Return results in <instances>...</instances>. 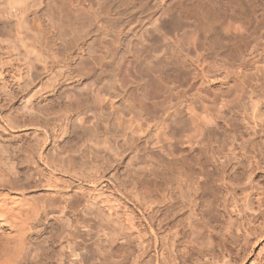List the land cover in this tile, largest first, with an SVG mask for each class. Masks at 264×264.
<instances>
[{"label":"bare ground","instance_id":"bare-ground-1","mask_svg":"<svg viewBox=\"0 0 264 264\" xmlns=\"http://www.w3.org/2000/svg\"><path fill=\"white\" fill-rule=\"evenodd\" d=\"M11 1L12 0H0V7L2 6L1 9L5 8L6 6L3 7V5L7 4L8 2L13 3ZM40 1H42V0H40ZM10 3H8L7 5H11ZM13 5L10 9H13L14 7H16L14 3H13ZM254 5H256V3H254V0L248 1V14H249L250 25H252L253 21L255 20ZM6 8L4 10H6ZM261 8H260V10L262 11V13L260 15L259 25L257 27V28H260V32H261L262 28H264V7H261ZM6 14H8V13H6ZM8 15H12V14L9 13ZM8 15L6 16L5 12L3 10L0 11V264H101V263H97L94 261L93 256L95 253L93 251L96 250L97 252L102 253L104 250L102 247V244L103 245L109 244L111 246V245L115 244V242L117 243V241H120V240L125 242L124 243V246H126L125 251H127V252L131 251L132 253L135 250L138 251V245L145 247L143 245L145 243H148V244H146L147 247L145 249L142 248L141 254H139L138 256H140L139 259L143 258V255H145L147 257V254L149 253L148 250L151 249L155 253V260L154 261L151 260L149 262V264H171V262H173V260H174L173 264H175V261L177 263L176 259L178 257L175 259V257L173 256L174 255L173 254L174 248L176 249V251L178 250L179 253L182 251L181 250L182 248H183V250L187 249L186 251H188V252L191 249H192V251L198 250L199 252H197V251L196 252L199 254L204 252L206 250L205 248H207L208 244L210 245V242H208V240H207L205 243L204 239H206L205 238L206 235L204 237H202V231L203 230L205 231L207 228L209 229L208 226H210V224H212V223L205 222V219L207 218L206 216H209L212 214V212H214V209H213L214 207L212 204L213 202L211 203L209 201L211 199L210 197H206V192L207 191L213 192L214 190L211 187V185L209 188H204V186H203L204 184L201 185V183H199L198 186L196 187L198 182H195V186H193V187H196L194 197L192 196V199H189L190 198L189 197L190 192H191V186L194 183V180H191L192 178H194L191 175V172H193V171L191 170V172H190L189 170L192 167V159L194 160V158H192L190 161L189 160L186 161L185 164L187 166L184 164V167H188V169H189V170H186L187 168L186 169L184 168L185 172H187V171L190 172V174H189V175H191L190 179H189L188 174H186V173H183V175L184 174L187 175L186 177L184 175L185 178L182 176L181 173H180L181 176H179V171H181V170L178 171V173H177L178 175L176 174V172L171 173L172 175L175 174L176 178L179 180V182L176 180L179 184L177 183L178 184V185H176L177 187L173 188V189H172V187H173L172 182L175 180H172V179L175 178L174 177L175 175L173 176L174 178L172 177L170 180V181H172L171 182L172 185H170V187H169V185L167 186V184L170 183L169 181H167V179H170V177L168 178V176L170 175L169 173L171 171H174L173 168L175 167V165L173 164V168L171 166H168L170 169L171 168L173 169V170H170V172L167 171V172H169L168 173L169 175L167 174V172H164V173H166V175L163 174V171H165L166 168L169 169L168 167H166L167 165L166 166L164 165L166 168L164 170H162V173H160V174L162 177L165 176V178H163V181H164V179H166L167 183L166 182H164V183L162 182V183H163V185L166 183L167 188H165V186L164 187L160 186V188L163 187L165 190H167L169 187L168 191L171 188L172 192H174V195H175L174 200H176V202H175L174 206H173V204L172 205L169 204L170 199H169L168 195H170V194L166 195L165 193L166 192L168 193V191H166L163 196H167L168 198L166 199L165 197H162V199L168 200L167 201L168 204L171 205L170 208H172V206H173V208L169 210L165 205L166 211H162V212L160 211L159 207L156 208L157 206H160V205H162V207L164 206L163 204L159 205V203H161L162 201L159 200L160 201L159 202L157 198L156 199L153 198L155 201L157 200V202H158V205L156 207H154L153 205H151L150 207L142 205L145 203V201H141L142 202V204H141V202H139V197L136 198L137 196H135V198L138 200V203L135 202V200L131 201V199H128L125 196V193L120 189L121 187L120 188L117 187L116 185H114V183H112V181L110 182L109 179H107V175L109 174V172L112 169L119 168L122 165L121 163H118L114 166L113 162L111 161L112 157L116 158L119 156V158H120L121 156H123L124 154H126L128 152H131L132 154L133 153L136 154V153H142L143 152L142 150H144V152H146V153H147V151H149V149L147 147L146 148L144 147L146 145V143H148L149 140L147 141L146 137L144 139L142 138L143 134H142V132H140L142 128L140 127L139 128L140 131L136 130L137 131L136 132L135 128L133 127L134 124L137 123V121L134 120L136 117L134 118L132 116L134 114L133 111L138 110L139 113L135 111V114L138 113L140 115L141 114L140 110H143V112H144V109L149 107V106H146V100H150V102L153 100V102H152L153 104H151L150 109L153 113H157L158 110L162 112L161 118L163 117L162 118L163 122H160V124H158V125L165 123L164 124L165 126L161 125L162 126L161 128L162 129L164 127L166 128V126H167L166 120L170 117L171 111L176 109V105H172V106H175V108H172L171 103L174 101L175 103L174 102L173 103L176 104L177 100L180 99V97L183 95V93L180 92L177 95H175L174 92L172 90H170L172 88L171 86L169 88H166L164 86V84L162 86L161 83L164 81L163 83H165L166 86H167V84L169 85L170 83H180V81H182L183 83L187 82L188 84H190V82H188L189 81L188 79H190V77H191V76H189L190 74L188 75V77H189L188 79L185 78L186 76L184 75L181 78L176 77V79L173 78L172 80H170V78L167 75L165 77V74H167V73L164 72L165 73L164 74L163 73L164 70L163 69H162L163 71L160 70L162 68V66H157L158 68L159 67H161V68H159V70L157 68L158 71H156L154 69V71H156V73H155L156 75L159 74V81L160 80L162 81V82L160 81L161 82L160 84L162 87L158 86V88H157L156 87L157 85L155 87L154 86L150 87V85L152 83H155V84L158 83V82H154L156 80L158 81V79L154 80L153 82L150 81L151 84H147L149 82V80H152L151 79L152 74H149L150 72L147 69H149L150 71L152 69V71H153V68L152 67L149 68V66H148V68L146 69V71L148 73L146 71H145L144 75H143V73H141L142 75L139 73L141 75L140 77H142V76L145 77L144 80H141V78L139 77V80L144 81V83H145L150 78L148 80V82L144 85L142 84L143 86H141V88H140V86L136 87L132 84V86H134V88L135 87L140 88V90L142 92H144L142 95L143 98H140L139 95L137 97L135 95H132V94L129 95L128 94L129 91L128 92L126 91L127 95H129V97H126L127 95L125 96L126 98H128L125 100V102L128 103V106H125V104H124V106L123 105L118 106V105H116L117 103L115 104L114 101L112 100L111 102H109L110 107L112 108V111H111V109H109V111H107L106 106H108V105L106 102L109 101V98L107 100V95H109L110 99H113V98H111L113 95L111 96L110 92H113V93L115 92V91H112V90H114V88L117 87V86H115V84H113V85L110 84V86H109V83H108L109 87L108 88L106 87L108 89V92L105 93V91H103L105 94H102L103 93L102 90L99 89L100 86L98 88L96 86L97 84H95L97 80H98L97 83L99 81L102 82V79H99V77H100L99 75H98L99 77L96 76V77H98L97 80H94L93 77H92L93 80L90 81V79H89L90 82L94 81L93 84L92 83L90 84L89 81H87L88 84H87V82L85 83L87 78H85L82 81V78H80V77L84 76L89 71V69L86 70V68L83 67V68H85L86 72L84 71L85 73H82L83 68L81 71V67H80L82 65H79L80 68H78V70L79 69L80 70L79 71L77 70L78 72H76L77 73L76 77H73L74 75H72V77H71V73H69V72H64V73L63 72H56L54 74V69H49L47 67V65L49 64L47 62V57H46V59L44 57H41V53H40V55L37 54L33 59L30 58L31 56L29 55L30 53H28V52H26L25 56H22L21 48L18 49L17 48L18 46L14 47L15 45L12 46L11 42H9L8 39L4 40L5 38L2 39V37H1L4 34L9 35V33H11V31H12V29H9L11 27H9L8 23L6 22V20L9 17ZM22 17H23V15H22ZM10 18H11V16H10ZM19 18H20V16H19ZM19 18H16V20ZM24 18H22V20H24ZM109 19H111V18H109ZM22 20H21V22H22ZM19 22H20V20H19ZM17 23H16V26L21 27L19 25L20 23H18V25H17ZM23 23H25V21H23ZM23 23H21V24H23ZM52 23L54 24V22H52ZM76 23L74 21L73 23L69 24L68 29H66L69 31V34L72 36H77L78 32H79V31H77V28H79L77 25L78 23L77 24ZM25 26H26V23H25ZM65 26H67V24ZM24 27L22 29H24ZM52 27L55 28V24L52 25ZM15 29L20 30V28H15ZM56 29H58V28L56 27ZM9 30H11V31H9ZM68 31H66V32L68 33ZM256 33H257L256 30H253L249 36V45H250L249 46L250 47L249 57H250V59L248 60L247 65L245 66L247 68L243 69L244 71L247 70L246 72H248L246 74V72L243 71L245 73L243 75H247V76H245L247 80H243L242 77H241L242 79H240L239 76H238V78L241 81L236 80V81L240 82V83L239 82L238 83L242 86V89L244 90L243 91L244 93H242V94L248 99V102L244 101L243 102L244 104L243 103H241V104L245 105L246 102L248 104V107L247 108L245 107V110L248 113L250 123H252L250 125V127L252 125H254V127L252 126L254 135H251L253 137H258L259 135L261 136V134H264V91L263 92L260 91V92H258L260 94H258L252 88L253 87V85H252L253 78L255 80L257 77V76L253 77L254 74L252 72L254 70H257V73H262V75L264 76V41L262 42V40L264 38V33H260L259 37H254V35ZM18 34L19 33L17 31V34H16L17 37L22 35V34H20V35H18ZM57 35H58V38H57ZM67 36H69V35L66 34L65 31H64V33L63 32L59 33V31H58V34L55 33L56 40L57 39H59L61 41L63 40L62 43L64 42L66 44V46H64L65 44L63 43L62 48H64V47L65 48L63 50L59 51L60 53L63 52L62 55L64 57V60H63L64 62L69 61V58H71L72 49L70 51L71 54L69 53V49H70V47H72V48L74 47L71 45V43L73 45H75L74 41H77V39H78L77 37H72L71 40L68 41V40H66ZM83 40H84V38H83ZM156 40H158V39H156ZM156 40H155V42H158ZM18 42L20 43V41H18ZM255 42L258 43L257 45H258L260 51H262V53L260 54L262 60H260V61L255 60L256 46L254 45L251 47V44L253 45V43H255ZM19 43H17V44H19ZM76 46L77 45H75V47ZM12 48H14V51L16 54H14L11 51ZM53 49H54V47H53ZM106 49H107V47H106ZM81 50H83V48ZM29 51L35 52V50H29ZM34 52H32V53H34ZM91 52H92V50H91ZM93 52H96V51H93ZM54 53H55V51H54ZM54 53H53V55H54ZM141 53H143V52H141ZM49 54L51 56L52 53L49 52ZM83 54L85 55V52ZM87 54L89 55V52H87ZM94 54H92V55H94ZM129 54L131 55L132 53H129ZM143 54H142V56H144ZM181 54L182 53H180V57H181ZM80 55H82V54H80ZM84 55H82V57ZM133 55H134V59H135V54L133 53ZM137 55H136V57H137ZM139 55H138V57H139ZM56 56H57V54H56ZM127 56H128V54H127ZM166 56H164L163 58H165V60L167 58V60H168V52H167ZM237 56H238V54H237ZM72 57H73V55H72ZM111 57H113V56H111ZM138 57H137V59H139ZM156 57H159V56L156 55ZM174 57H175V55H174ZM184 57H186V56H184ZM50 58L51 57H49V60H52ZM93 58H95V57H93ZM114 58L116 59V57H114ZM124 58H127V57H124ZM147 58L148 57H146V59ZM150 58H152V57L150 56ZM74 59H76V57ZM97 59L98 58H96V60ZM143 59H145V58H143ZM156 59H159V58H156ZM172 59L174 60V58H172ZM184 59H181L179 61L180 62L182 60L185 61ZM113 60H112V63L115 62V60L114 61ZM122 60H123V62H125V60H127V59H122ZM122 60H120V61H122ZM155 60H154V63L158 61V60L157 61H155ZM167 60H166V62H167ZM173 60H171L170 62H172ZM89 61H88V64H86L87 67L89 66V64L91 65V63ZM162 61H164V60H162ZM177 61H178V59H177ZM81 62H83V61H81ZM81 62L79 64H82ZM137 62H139V61H137ZM140 62H142V61H140ZM149 62H151V61H149ZM170 62L168 61L169 66H171L169 64ZM173 62L175 64L178 63L175 60ZM44 63H45V65H43ZM98 63H100V62H98ZM101 63L99 66L102 65ZM109 63L110 62H108V65H109ZM162 63L165 64L164 62H162ZM182 63H180V64H182ZM261 63H262V66H261ZM120 64L121 63L119 62L118 65H120ZM129 64H127V65H129ZM185 64L186 63H183V65H185ZM183 65H180L181 69H182ZM61 66H63V65H61ZM165 66H167V64H165ZM90 67H88V68H90ZM94 67H95V65H94ZM120 67L117 69L118 71H119V69L122 70V68H120ZM153 67H154V65H153ZM172 67H173V65H172ZM175 67H176V65H175ZM175 67L173 68L174 70L172 69L173 71L178 70V68L177 67L175 68ZM184 67H186V66H184ZM107 68L105 67V69H107ZM116 68H117V65L113 69L116 70ZM42 69L44 70V72H46L45 74L42 73ZM93 70L94 69L92 68L91 71H93ZM95 70H97V69H95ZM103 70H104V68H103ZM91 71H89V72H91ZM98 71H100V70H98ZM74 72H75V70H74ZM126 72H127V70H126ZM103 73H101V74H103ZM108 73H109V71L105 74H108ZM95 74L97 75V73H95ZM95 74H94V76H95ZM112 74H113V72H112ZM124 74H126V73L124 72ZM172 74H174V72L169 73V76L172 77L175 75V74L174 75H172ZM177 74H179V73H177ZM127 75H125V76H127ZM50 76H51V78H49V82H47L45 84H41V85H43L42 90L34 92L35 91L34 89H36V87L38 86V83L45 81V80H43L44 77H50ZM87 76H91V75H86V77ZM125 76H124V78H125ZM130 76H132V75H130ZM155 76H153V77H155ZM175 76H177V75H175ZM106 77H107V75H106ZM245 77H244V79H245ZM76 78H77L76 83H78L77 85H75L76 83L74 81ZM113 78H115V77H113ZM127 78H128V76H127ZM78 79H80V80H78ZM103 79H105V78H103ZM106 80H104L103 82H105ZM112 80L113 79L111 78V81ZM108 81L109 80H107V82ZM125 81H129V78H128V80L125 79ZM257 81L258 80H256V82ZM115 82H116V80H115ZM120 82H121V87L119 85V90L121 88V91H122L124 80L121 79L118 83L120 84ZM130 84H131V82H130ZM182 84H180V85L183 88ZM235 84L237 85V83H235ZM259 84H260V82L256 83L257 86ZM170 85H172V84H170ZM130 86H128V89ZM181 86H176V89H178V88L181 89ZM184 86H185V84H184ZM188 86L189 85H187V87ZM259 86L261 87V84ZM69 87L72 89H70ZM163 87H165V89H167V90L164 91L163 96L162 95L160 96L159 95L160 92H163V90H164ZM185 87L183 89H185ZM189 87L191 89V87L193 88L194 86H191V84H190ZM262 87L264 89V85ZM131 88L134 89L133 87H131ZM160 88L163 90H161ZM234 88H236V86H234ZM107 89H106V91H107ZM188 89H186V90H188ZM190 89H189V91L193 92V89L192 90H190ZM258 89H259V87H258ZM117 90H118V88H117ZM159 90H161V91H159ZM227 90L225 91V93L227 92ZM121 91H119V92L121 93ZM133 91H135V90H132V92ZM189 91H188V94L190 93ZM238 91L236 90L237 93H238ZM124 92H125V89H124ZM140 92H138V94ZM130 93H131V91H130ZM199 93H202V92H199ZM116 94L119 95V93H115V96H116ZM242 94H241V96H242ZM238 95L237 96L240 98L239 93H238ZM221 96H222V94H221ZM121 97H122V95H121ZM161 97L163 98L162 100H161ZM185 97H186V95H185ZM238 97H237V101H236L237 105H239L237 103ZM245 97H241V98H245ZM198 98L200 99V97H198ZM221 98L223 99V97H221ZM241 98H240V100H241ZM118 99H117V101H120ZM122 99L123 98H121V101H122ZM181 99H183V104H184L186 102L187 98H181ZM235 99H236V97L234 98V100ZM247 99H245V100H247ZM226 100H228V102H230V103L232 101L231 98L228 99V97H226ZM226 100L225 101L221 100V102L222 101L223 102L222 103L220 102V103L221 104L224 103V107L226 104L229 107V105H228L229 103ZM148 102L149 101H147V103ZM188 102H190V101H188ZM120 103H123V102H120ZM178 103L180 104L181 102L178 101ZM234 103H235V101H234ZM118 104H119V102H118ZM183 104H182V109L177 108L176 110H174V112L177 111V113L175 112L176 117L174 118L172 123L170 122L171 120L169 121L170 123L167 122L168 123L167 129L168 130L171 129L169 126H172V124H174L176 126V128H179L181 130L180 133H178L180 135L182 132L187 131L191 127L195 133H193V131H191L192 132L191 133L188 130V132L190 134H194V136L192 135V137L190 135L191 139L189 140V143H188L189 146L193 145L192 144L193 142H191V140L194 139L196 142V143L195 142L194 143L197 144V143H199V141L197 139L199 137L201 138L203 136L202 137L203 139L202 138H201L202 140L200 139L201 140L200 145H202V148L200 149L201 152L198 155L199 158L198 157L196 158V156H194V155L192 157H195L198 160L197 164H199V165L207 163V167H208V165L213 166V167H211L214 170L212 175H211V173H209L211 170L207 171L208 174H206L207 172L205 171L206 172L205 175L208 178V180L210 178L211 181H216V182L219 181L220 182L222 179H224V175H226V174L223 175V173L227 172V171L226 172H224V171L227 167H229L231 165L232 160H236L235 161L236 164L233 167V169L230 166L231 168L228 170H230V172L235 171L234 169H235V167H237V171L235 172V174H237L236 178H237L238 184H240V182L245 181V180L246 181L251 180L253 174L251 173V168H249V167L251 166L252 162L256 160V157H252L255 154H252V156H250L247 154V152L244 151V150H246L247 147L244 149L242 146L243 145L247 146V144L245 145L243 142L248 143L249 145H252V146H250L249 149L248 148L247 149L248 150H250L251 148L255 149L256 152L253 149L250 150L253 153L254 152L258 153L257 149H259L260 150L259 151L260 154L258 153L259 156L261 155V153L264 152V143L263 142L260 143V141L258 142L257 141L258 139L256 140L254 138V140H253L252 137H251V139H249V137H248L247 139H249V140L243 141L242 142L243 144L241 143L242 148L240 147V143L237 145L240 148L239 149L240 151L239 152L237 151L238 150L236 148L237 143L235 144V142H237V141L234 139L235 137H233V136L236 135L238 133V131L234 130L237 132V133H235L233 131V127L237 128V127L242 126V125H247L244 123L245 120H243L244 124L241 121H239V119H238L239 122L235 120V122L239 123V126L238 125L236 126L234 124L235 126L233 125V127H231L232 125L230 126L228 124V127L230 126L232 128V130L230 129L231 131L229 130L230 132H229V134H227L228 132L226 133V131L229 129L228 128V129H226V131L223 134V131L225 130V128H227V126H225V128L223 127L224 130L222 131V134L220 135V131L215 133V131H218L216 129V127L218 125L216 126L213 124V123H215V121H213V118H212L214 115L213 116L211 115V117L209 115L205 116V115L201 114V112H203V110H201V112H200L201 117H200V115H198V113H197L198 112L197 109H196L197 114L194 112L195 111L193 109L194 106L188 107L187 105L189 103L187 105L185 103V106H187L186 107L187 109L186 108L185 109L193 114V117H191L190 121L188 122V120H185L183 114L188 115L186 113H189V112L183 113V111H182L183 106H184ZM195 104H196V102H195ZM206 105H207V103H206ZM206 105H204V106L208 107V109H211V108H209V105H207V106ZM200 106H202V105L200 104ZM218 106H220V104H218ZM177 107H179V106H177ZM234 107H236V106H234ZM195 108H196V106H195ZM222 108H223V105H222ZM230 108L232 109L233 107H231V105H230ZM236 108H238V107H236ZM242 108H244V107L242 106ZM242 108L240 107L241 110H242ZM206 109L207 108H205V110ZM212 109H211V112H213ZM219 109H221V107ZM231 109H230V111H231ZM234 109H232V110H234ZM235 110H234V112H237V111L239 112V109L236 111ZM147 111L148 110H146V112ZM208 111L210 112V110H207V112H205V114L208 113ZM90 112H91L92 116L93 115L95 116V117L93 116V118H95L96 121H94L95 123H93L94 125L92 128L91 127L87 128V126L85 127L83 125V123H82L83 120L82 121L78 120L79 117L77 118V114H79V115L80 114H86L87 115L88 113L90 114ZM158 113H160V112H158ZM213 113H215V112H213ZM215 114L217 115L218 113L216 112ZM73 115L76 116V117H74L75 119L73 118ZM126 115L131 116V117H129L130 118L129 120H126V118H127ZM202 115H203V117H202ZM134 116H138V115H134ZM141 116H143V115H140V119H143L144 117L141 118ZM80 117H81V115H80ZM218 117H220V116H218ZM138 118L139 117H137L136 119H138ZM222 118H223V116H222ZM188 119H189V117H188ZM218 119L219 118H217V120ZM240 119L242 120V118H240ZM225 120H227V119L225 118ZM134 121H135V123H134ZM220 121H222V120H220ZM232 122H233L232 120H231V122L229 121V123H232ZM245 122L247 123V121H245ZM212 124L215 127H212ZM216 124H218V123H216ZM139 125H137V126H139ZM148 126H150V125H148ZM248 126H249V123H248ZM211 127L215 128L216 130L213 132ZM217 128L219 129L220 127H217ZM244 128L245 127H243V129ZM246 128L248 129V127H246ZM258 128H259V130H258ZM162 129L159 130V131H161V132H159V134H155V135L159 136L160 133L162 135V132L164 134L166 132V129H164L165 131H162ZM179 129L177 132H179ZM252 129H251V131H252ZM256 129L258 131H256ZM14 130L31 131L32 135L15 136V134H13ZM147 130H149V129L147 128ZM182 130H184V131H182ZM249 130H247V132ZM138 132L140 133V135L142 134V136H139ZM172 132H174V130ZM231 132H234L235 134L234 135L232 134V136H231L230 135ZM241 132H243V130ZM241 132H239L237 134L238 139L240 136L239 134H241ZM156 133H158V131ZM189 133H186L185 135L189 136ZM178 134L173 135V136L177 137ZM245 134H247V133L245 132ZM167 135L169 136V133ZM170 135H172V134H170ZM164 136L165 135H163V137ZM173 136H171V138ZM181 136H183V134H181ZM120 137L125 138V141L124 142L122 141L121 145L119 144V138ZM159 137H157V138H159ZM185 137H183V138H185ZM190 137H188L186 140H188ZM232 137H233V139H232ZM63 138H64L63 141L60 140ZM147 138L150 139V137H148V136H147ZM174 138H172V139H174ZM195 138H197V139H195ZM165 139H167V138H165ZM169 139L170 138H168L167 140H169ZM180 139H182V138H179V140ZM159 140H161V139H159ZM174 140L176 142L178 141V139L177 140L174 139ZM174 140H172V141H174ZM255 140L258 143H260V145L263 143V145L260 146ZM262 140L264 141V139H262ZM164 141H166V140H164ZM170 141H167V142H170ZM254 141L256 143H254ZM111 142L112 143L114 142V144H116L117 146L120 145L122 150H120V147H117V146H116L117 148H113L114 144L112 147ZM157 142H159L158 139H157ZM183 142H184V140H183ZM229 142L232 144V145L230 144L231 147H230V145H228ZM175 143H173V144L176 147L177 144H175ZM213 143H215V144H213ZM86 144H91V146L88 147ZM179 144H178V146H179ZM216 144L223 145V147L220 146V147H222V150L224 147H226V149L228 147H230V148H228L224 152V150L221 151V150H219V148L215 149V147L217 146ZM148 145H149V143H148ZM168 145H167V147H169ZM213 145H216V146L214 147ZM100 146H103V150H102L103 154L101 151L96 150L97 147H100ZM180 146H182V145H180ZM192 148H193V146H192ZM91 149H92V151H90ZM177 149H179V148H177ZM140 151H142V152H140ZM196 151H198V150H196ZM144 152H143V154H145ZM148 153H150V152H148ZM177 153H178V151H177ZM194 153H196V152H194ZM173 154L174 155H171V156H173V158H174V156H176V154L175 153H173ZM196 154H198V153H196ZM148 155L149 154H146L145 159H144V160H146L147 163H148L147 159L149 157L152 160V158H151L152 156L151 155L148 156ZM178 155H180V154H178ZM147 156H148V158L146 159ZM256 156H257V154H256ZM87 157L90 158V162H91L90 164L92 166L95 165L94 169H90L92 166L87 167L86 164L80 163V161H82V163H83V159L84 158L86 159ZM154 157H156V156H154ZM136 159H137V157H136ZM161 159H162V157H161ZM187 159H189V158L186 157L185 160H187ZM222 159L223 160L227 159L228 163L219 164L220 163L219 161L222 162ZM228 159H229V161H228ZM134 160H135V156H134ZM154 160H156V159H154ZM154 160H153V162H154ZM159 160H160V158H158V161ZM183 160H184V158H183ZM216 160H218L219 163L216 164V162H217ZM136 161L138 162V160H136ZM158 161H156V162H158ZM177 161H179V160H177ZM137 162H136V165H137ZM255 162H257L256 165H258V168L260 169L261 167H259L258 161L256 160ZM147 163H145V164H147ZM159 163L160 162L157 163V166ZM163 163L164 162L162 161L161 164H163ZM139 164H142V163H139ZM225 165H226V167L224 168ZM145 166H147V165H145ZM177 166H178V164L176 165V168H179L181 166L183 167V164L181 163V166L180 165L178 167ZM153 167L154 166L152 165V168ZM157 168H159V167H157ZM143 169H144V172H146L149 168H147L146 171H145V168H143ZM143 169L140 168V170H142V171H143ZM159 169L161 170L162 167ZM159 169H158V171L156 169V171L159 172ZM134 170H135V174H136V169H134ZM182 170H183V168H182ZM131 171H133V170H131ZM144 172H142V173H144ZM153 172L154 171L152 170V173L150 172V174H153ZM133 173L134 172H132V175H133ZM146 173H149V172H146ZM146 173H145V176L147 175ZM57 174H61V176H62V174L64 176L68 175V176H70V178L67 180L71 181V180L75 179L76 181L70 182V181L56 180L55 176ZM160 174H158L159 177H160ZM200 174H202V173H200ZM218 174H219V176H217ZM250 174H252V176H250ZM129 175H130V173H129ZM129 175H128V178H131V175H130V177H129ZM198 175H199V173H198ZM17 176H19V178ZM68 176H66V177H68ZM145 176L143 177V174H142L143 178H145ZM149 176L151 177L152 175H149ZM155 176L158 177L157 175H155ZM166 176H167V178H166ZM177 176H179V177H177ZM199 176H201V175H199ZM233 176H235V175L234 174L231 175V177H233ZM159 177H158V181H159V179H161ZM198 177H196V178H198ZM228 177H229V175H228ZM228 177H226V178H228ZM249 177H251V179ZM181 178L183 180H186L187 178L189 179V182H187L189 184L186 185L187 189H185V186H183V184H182L183 181ZM229 179H231V178H229ZM232 179H234V178H232ZM136 180H138V179H136ZM139 180H138V182H139ZM197 180L199 181V178ZM131 181L135 182V180H133L132 178H131ZM131 181H129V182L131 183ZM140 181H142V179ZM143 182L146 183L147 181L145 180V181H142V183ZM149 182H151V180ZM155 182L157 183V181H155V177H154V182H152V183L155 184ZM106 183H107V185H105ZM152 183H151V185H152ZM183 183L185 184L186 182L184 181ZM252 183H250V184H252ZM124 184L125 183H123V185ZM132 184L134 185L133 182H132ZM229 184H230V182H229ZM159 185H161V184H159ZM199 185H201L202 187ZM214 185H216V184L214 183ZM228 185L226 187L230 186V185L229 186ZM231 185H232V183H231ZM100 186H103L108 190L112 189L114 191V193L121 195V197L124 198L126 200V202L132 206L130 208H133V211H136V213L139 214L140 219L142 221L139 224V226L142 227L144 224L146 229L138 228V226L136 227L135 223L133 222L132 217H130V216L120 217L118 215L117 207L116 206H110L111 205L110 201H108L107 198L104 201V200L100 199V197H101L100 195H99V197H94L93 194H95L96 192H94L92 194L90 192V190L93 188L97 189V187H100ZM144 186H146V185H144ZM154 186H156V184ZM206 186L207 185L205 184V187ZM219 186H220V188H222L221 189L223 191V193H221L222 195L224 194V196H226V195L230 194V192H231V191H229L230 187L225 188V186L221 185V184ZM219 186H216V187H219ZM148 187H146V188H148ZM152 187H153V185H152ZM152 187H151V189H152ZM117 188H119L120 190ZM164 189H162L163 192H164ZM252 189H254V188H252ZM76 190H79V191L76 192ZM154 190H157L155 194H158L160 192V191L158 192V187ZM159 190H161V189H159ZM215 190H217V189H215ZM244 190H246V189H244ZM74 191H75V193H74ZM245 192H247V191H245ZM72 193H74V194H72ZM136 193H135V195L138 194V193L137 194ZM151 193H152V191H151ZM160 193H162V192H160ZM169 193H170V191H169ZM147 194H149V193H147ZM158 195H161V194H158ZM171 195L173 197V193ZM224 196H222V197L226 198ZM259 196H261V197H259ZM150 197H149V200H150ZM234 197H236V196H234ZM160 198H161V196H160ZM170 198H171V196H170ZM207 198H210V199L208 200ZM220 198H221V196H220ZM223 198H221V200ZM244 198H245V200H243V198H242V200H240V201H242V204L240 203L241 204L240 206L236 204L235 208L233 207V209H236L235 213H237L239 215V217L242 216V211L244 209H247L248 211H250V210H255V208H257L256 211H258L264 207V192H262L261 195H258L256 197L257 199L255 200V202L252 203V205L250 203L251 201L249 202L248 197L244 196ZM143 199L146 200L145 198H143ZM140 200H142V198H140ZM166 200H165V202H166ZM234 200H232V201H234ZM224 201L225 200H223V203H224ZM150 202H151V200L148 203H150ZM157 202H156V204H157ZM120 203H119V205H120ZM146 203H145V205H146ZM162 203H164V201ZM154 204H155V202H154ZM148 205H150V204H148ZM221 205L222 204H220V207H221ZM117 206H118V204H117ZM162 207H161V209H162ZM225 207H226V205H225ZM230 207H232V206H230ZM106 209H107V211H106ZM156 209H158V210H156ZM233 209L230 208L231 214H232ZM120 210H122V209H120ZM105 211H106V213H105ZM173 211L174 212L177 211V212L173 214ZM159 213H160V215H159ZM171 214L173 215L172 219H170ZM92 215L95 216L94 218L96 220H98L97 221L98 226L95 223L92 224L90 222V219H88V217H90ZM224 216H226V213ZM179 217H180V219H179ZM209 217H211V216H209ZM263 217L264 216H262V218ZM138 218L139 217H137V219ZM225 223H228V222L226 221ZM112 225H114V229L111 228ZM206 225H208V226L206 227ZM115 226H116V228H115ZM222 226H223V224H222ZM225 227H226V224H225ZM220 229H222V228H219V230ZM210 231H211L210 234L212 232H216V231H212V230H210ZM232 234H235V233L233 232ZM262 234H264V233H262ZM44 235H47V237L42 239V237ZM216 235H217V233H216ZM229 235H231V234H229ZM218 236L220 237V234H218ZM218 236H217V239H218ZM227 237H228V235H227ZM210 238H213V240H215L214 237H212V236ZM223 238L226 239L225 236ZM231 238H232V236H231ZM233 238H235V237H233ZM261 239H264V235L261 237ZM219 240L221 242L220 238H219ZM219 240L217 241V243L219 242ZM214 242H216V241H214ZM222 242H224V241H222ZM217 247H219V246H217ZM223 247L226 248V246H223ZM139 249H140V247H139ZM202 249H204V250H202ZM225 251H226V249H225ZM159 252H161L162 258L159 257L160 256ZM173 257H174V259H173ZM204 257H203V259H204ZM111 259H112V257L109 258V261ZM125 260H126V258L123 259L122 261H119L116 263H110V264H127V263H125ZM201 260H202V258H201ZM104 261H106V260H104ZM198 261H200V259ZM195 263H196V261H195ZM135 264H137V263H135ZM258 264H259V262H258Z\"/></svg>","mask_w":264,"mask_h":264},{"label":"rangeland","instance_id":"rangeland-1","mask_svg":"<svg viewBox=\"0 0 264 264\" xmlns=\"http://www.w3.org/2000/svg\"><path fill=\"white\" fill-rule=\"evenodd\" d=\"M14 1L15 2L17 1V2L15 3ZM248 1L249 0H42V1H40V0H12L11 2H13L15 4V6H16L13 9H10L12 7V5H13V3H10V2H8V3H10L11 5H7L8 3L3 5V7L4 6L7 7V8L5 7L6 10H4L5 8L1 9L2 6L0 7V11L3 10L5 12L6 16L9 13L12 14V15H8L9 17L6 20V22L9 25V27H11V28H9V27L8 28L12 29V31L9 30V31H11V33H9V35L8 34H4L1 37H2V39L5 38L4 40L8 39L9 42H11L12 46L15 45L14 47L18 46L17 47L18 49L21 48L22 56H25L26 52H28V53H30L29 55L31 56L30 58H32V59L37 54L40 55V53H41V57H44L45 59L47 57V62L49 63L47 65V67L49 69H54V74L56 72H63V73L64 72H69V73H71V77H72V75H74L73 77H76V75H77L76 72H78L80 70V69L78 70V68L81 67V71H82L83 67H85L86 70L89 69V71H91V69L93 68L94 69L93 71H91V72L88 71L89 73L87 72V74H85V75L83 74L84 76L80 77V78H82V81L85 78H87L85 83L87 81H89V79H90V81L93 80V78H94V80H97L98 77L100 76L99 79H102V82L99 81L100 83L98 82L99 83L98 84L97 83L98 80H97L95 84H97L96 86L98 88L100 86L99 89H101L102 92L105 91V93L108 92L107 88L110 86V84L111 85L115 84V86H117L116 88H114V90H112V91H115L114 93L110 92L111 96L113 95L111 97L113 99H110L109 95H107V100L109 98V101L106 102L107 105H108V106H106V110L107 111H109V109H111V111H112V108L110 107V104H109V102H111L112 100L114 101L115 104L117 103L116 105H118V106H120V105L124 106V104H125V106H128V103H126L125 100L128 99L126 97H129V95L132 94V95H135L136 97L139 95L140 98H143L142 95H143L144 92H142L140 90V88H141V86L146 84L150 78L149 79L147 78L148 80L146 79L147 81L144 83V81H141V80H144L145 77H143V76L140 77V76L142 75L141 73H143V75L145 74V71L148 68V66H149V68L152 67L153 71H154V69L156 71H158L159 68H161V67L158 68L157 66H162V68L160 70L161 71L164 70L163 73L164 72L167 73V74L164 73L165 77L167 75L170 78V80H172L173 78L176 79V77L177 78L178 77L181 78L184 75L186 76L185 78L188 79L189 78L188 75L190 74L189 76H191V77H190V79H188L189 80L188 82H190L191 86L195 87V88L193 87L194 89L192 87L190 89V87H189L190 84H188L187 82L183 83L182 81H180V83H170L172 85H170V84L168 85L167 84V86H168L167 87L166 84L163 83L164 81L162 82L160 80L162 83L159 81V74L156 75L155 74L156 71L153 72L152 69H151V71L149 69H147L150 72L149 74H152L151 75V79L152 80H149V82L147 84H151L150 81L153 82L154 80L158 79V81L157 80L154 81V82H158V83H156V84L152 83L150 85V87L151 86L155 87L157 85L156 87L158 88V86H161V84L163 86V84H164V86L166 88H169L171 86L173 89L171 88L170 90H172L175 95H177L178 93L182 92L183 95L180 97V99L177 100L176 104H174L175 102L173 101L174 103L172 102L171 106L172 105H176V109L177 108H181L182 109L183 99H181V98H187L186 102L184 101L186 103V105L189 103L187 105L188 107L189 106L190 107L194 106L193 107V109L195 110L194 112L196 113V109H197V111H198L197 113H198V115H200V117H201V114H203L205 116L209 115L210 117H211V115L212 116L214 115L212 118H213V121H215V123H213V124L216 125V126L218 125L217 127H220L219 128L220 130L216 127V129L218 131H215L216 129L212 128V127H215L213 124H212L211 128H212L213 132L215 131V133L220 131V135L222 134V131L224 130L225 126H227V128H225V130L223 131V134L226 131V129H228V128L229 129L226 131V133L228 132L227 134H229V132L232 130L231 127H233L234 124L236 126L237 125L239 126V123L235 122V120L238 121V119H239V121H241L242 123H243V120L247 121V123L244 121V123L247 124V125H242L243 127H245L244 129H243L242 126H239L237 128L233 127V131L236 130V131H238V133L243 130V132H241V134H239L240 136L238 135L239 139L237 138V134L238 133L236 131H234L235 133H237L236 135H234L235 134L234 132H231L230 135L231 136H232V134L234 135L233 137H235L234 139L237 141V142L234 141L235 144L237 143L236 146L240 143V147H241V145L244 143L245 145L247 144V146L243 145L242 147L244 149L246 147L249 149L250 146H252V145H249L248 143H245L243 141H245V140L247 141V140L251 139V137H252L253 140L255 138L256 140L258 139L257 140L258 142L260 141V143L261 142L264 143V141L262 140V139H264V137H263L264 134H261V136L259 135L260 137L259 136L258 137L251 136V135H254L253 129H252L254 127V125H252L253 127L252 126L250 127V125L252 123H250L249 117H248V113L245 110V107L246 108L248 107V104H247L248 99L242 94V93H244L243 92L244 90L242 89V86L239 84L240 83L239 81H241L240 79H242V78H243V80H247L246 77H245L247 75H243V74H245L244 72H246L247 70L244 71L243 69L247 68L245 66L247 65L248 60L250 59V57H249V53H250L249 52L250 51L249 50L250 49V47H249L250 46L249 45V36H250V33L253 30H256L257 33L254 35V37H259L260 33H264V28H262L261 32H260V28H257L258 25H259L260 15L262 13L260 8L264 7V0H254V3H256V5H254L255 20L253 21L252 25H250V21H249ZM6 13H8V14H6ZM21 14L23 15V17H22ZM10 16H11V18H10ZM19 16H20V18H19ZM16 18H19V19L16 20ZM22 18H24V20H22ZM109 18H111V19H109ZM19 20H20V22L22 20L21 23H23V21H25L26 26H25V23L21 24L19 22ZM74 21H75V23L78 21L77 22L78 24L76 23L78 25V27H79V28H77V31H79L77 36L70 35L69 31L66 30V29H68V25L73 23ZM17 22L20 23L19 25L21 27L16 26ZM52 22H54L55 28L52 27V25H54ZM18 23H17V25H18ZM64 24L65 25L67 24V26H65ZM22 26L23 27L25 26L26 28L24 27V29H22L23 28ZM56 27L58 29H56ZM15 28H20V30L19 29L16 30ZM57 30L59 31V33L60 32L64 33V31H65V33L69 35V36L66 37V40H68V41H70L72 37H77L78 38L77 41H74L75 45H77V46L79 45L78 47L77 46L75 47V45H73L71 43V45L74 46L75 48L73 47L74 48L73 49L72 47H70L69 53H70V51L72 49V52H71L72 54L70 53L71 54V58H69V61H67V62L63 61L64 60V57L62 55L63 52L62 51H61L62 53L59 52L60 50H63L65 47L62 48L63 47L62 45L64 43V42L62 43L63 40L62 41L59 40V39L56 40L55 33L58 34ZM17 31L19 33L18 35H20V34H22V35L17 37L16 36ZM66 31H68V33ZM57 38H58V35H57ZM83 38H84V40H83ZM156 39H158V40H156ZM155 40L158 41V42H155ZM18 41H20V43ZM263 41H264V38H263L262 42ZM17 43H19V44H17ZM255 43H253V45L251 44V47L254 46V45L256 46V53H255L256 57H255V60L256 61H258V60L260 61V60H262L261 56H260L262 51H260V49H259V47L257 45L258 43H256V44ZM64 46H66V44ZM53 47H54V49H53ZM106 47H107V49H106ZM82 48H83V50H81ZM90 49L92 50V52H91ZM29 50H35V52L32 51V52H34V53H32ZM11 51L14 54H16L15 51H14V48H12ZM54 51H55V53H54ZM86 51L89 52V55L87 54ZM93 51H96V52H93ZM49 52L52 53L51 56H50ZM84 52H85V55L83 54ZM128 52L132 53V54L130 55ZM141 52H143L144 54L141 53ZM167 52H168V60L166 58V60H167V62H166L165 58H163V57L167 55ZM53 53H54V55H53ZM133 53L135 54V59H134ZM180 53H182L181 54L182 58L180 57ZM56 54H57V56H56ZM80 54H82L84 56L82 57V55H80ZM92 54H94V55H92ZM127 54H128V56H127ZM137 54L138 55L140 54L141 56L143 54L144 56L141 57L139 55V57H138ZM237 54H238V56H237ZM72 55H73V57H72ZM110 55L113 56V57H111ZM136 55H137V57L139 59H137ZM156 55L159 56V57H156ZM174 55H175V57H174ZM92 56L95 57V58H93ZM150 56L152 58H150ZM184 56H186V57H184ZM49 57H51L50 59H52V60H49ZM75 57H76V59H74ZM114 57H116V59ZM124 57H127V58H124ZM146 57H148V58L146 59ZM96 58H98L100 61L98 59L96 60ZM143 58H145V59H143ZM156 58H159V59H156ZM172 58H174V60L176 62H178V63L175 64L173 62L174 60ZM176 58L178 59V61H177ZM113 59L115 60V62H113L114 64L112 63ZM122 59H127L128 61L125 60V62H123ZM181 59H184L185 61L182 60L180 62L179 60H181ZM120 60H122V61H120ZM136 60L139 61V62H137ZM154 60L155 61L158 60L157 61L158 63L155 62L157 65L154 63ZM162 60H164V61H162ZM171 60H173V61L170 62ZM81 61H83V62H81ZM88 61L91 63V65L89 64V66H88V67L91 66L90 68H88L86 66V64H88ZM140 61H142V62H140ZM149 61H151V62H149ZM168 61L170 62L169 64L171 66L168 65ZM80 62L82 64H79ZM98 62H100V63L102 62L101 63L102 65L99 66L100 63H98ZM108 62H110L109 65H108ZM119 62L121 63L120 65H118ZM162 62L167 64V66H165V64H163ZM179 62L180 63L183 62V63H186V64L183 65V63L180 64ZM127 64H129V65H127ZM174 64L178 68L177 71H173L174 70L173 68L175 67ZM43 65H45V63ZM61 65H63V66H61ZM79 65H82V66L79 67ZM94 65H95L96 68L94 67ZM116 65H117V68H116V70H114L113 68H115ZM153 65H154V67H153ZM172 65H173V67H172ZM180 65H183V67L181 66L182 69L180 68ZM118 66L119 67L121 66L120 68H122V70L119 69V71H118L117 70L119 68ZM184 66H186L187 68L184 67ZM261 66H262V63H261ZM105 67L106 68L108 67V68L105 69ZM85 68H83L82 73L86 72ZM103 68H104L105 71L103 70ZM157 68H158V70H157ZM95 69H97V70H95ZM170 69L171 70L173 69V70L171 71ZM74 70H75V72H74ZM98 70H100V71H98ZM107 70L109 71L110 74L109 73L105 74V73L108 72ZM126 70H127V72H126ZM100 72L101 73L104 72V73L101 74ZM112 72H113V74H112ZM124 72L126 74H124ZM173 72L177 76H175L174 74H172V75H174L175 77L174 76H172V77L169 76V73H173ZM42 73L45 74L46 72H44V70L42 69ZM91 73L92 74L93 73L94 74L97 73V75L95 74V76H94V74L92 75ZM177 73H179L180 75L177 74ZM247 73L248 72H246V74ZM252 73L254 74L253 77L257 76L255 80L253 78V83H252L253 87L252 88L255 90L256 93H258L260 91L263 92L264 89H263L262 86L264 85V76L262 75V73H257V70H254ZM122 74L124 76L128 74L127 76L129 78V81H125V79L128 80V78H127V76H125V78H124V76ZM86 75H91V76H87L86 77ZM106 75H107V77H106ZM130 75H132V76H130ZM96 76H98V77H96ZM153 76H155V77H153ZM238 76H239L240 79L238 78ZM113 77H115L116 79L113 78ZM139 77L141 78V80H139ZM244 77H245V79H244ZM49 78H51V76L50 77H44L43 80H45V81H42L41 83H38V86L36 87V89H34L35 91L34 90L33 91L36 92V91L42 90L43 85H41V84H45V83L49 82ZM103 78H105V79H103ZM111 78L113 79L112 81H111ZM106 79L109 80L110 82L109 81L107 82ZM114 79L116 80V82H115ZM121 79L124 80L123 88H122L123 92L121 91V88L119 90V85L121 87V82H120V84L118 82ZM78 80H80V79H78ZM104 80H106L105 81L106 83L103 82ZM236 80H239V81H236ZM256 80H258L260 82L261 87L259 86L260 84L258 86L256 85V83H259L258 81L256 82ZM74 81L76 83L77 78ZM90 81H89L90 84L94 83V81H92V82H90ZM130 82H131V84H130ZM108 83H109V86H108ZM235 83H237V85ZM77 84L78 83H76L75 85H77ZM87 84H88V82H87ZM132 84L134 86H136V87L140 86V88H136L135 87L137 89L136 90L134 88V86H132ZM180 84L183 85V88L186 86L185 89H183ZM184 84H185V86H184ZM186 84L189 85V86L187 87ZM128 86H130L129 89H128ZM176 86H181V89L178 88L180 91L178 89H176ZM234 86H236L237 89L234 88ZM131 87H133L134 89H132ZM165 87H163L164 90L160 88L161 90H163V92H160V94H159L160 96L161 95L163 96L164 95V91L167 90V89H165ZM258 87H259L260 90L258 89ZM117 88H118V90H117ZM188 88L190 90L193 89V92L189 91ZM70 89H72V88H70ZM106 89H107V91H106ZM124 89H125V92L129 91V93H128L129 95H127V92L126 93L124 92ZM186 89H188V90H186ZM132 90H135V91L132 92ZM161 90H159V91H161ZM226 90H227L228 93L227 92L225 93ZM236 90L237 91L241 90L240 92L238 91V93L240 94V98L241 97H245V98H241V100L243 99L242 101L238 97L239 95L236 92ZM119 91H121V93ZM130 91H131V93H130ZM188 91L190 92L189 94H188ZM138 92H140V93L138 94ZM199 92H202V93H199ZM105 93L103 92L102 94H105ZM115 93H119L120 96L117 95V94L115 96ZM221 94H222V96H221ZM241 94H242V96H241ZM258 94H260V93H258ZM121 95H122V97H121ZM185 95H186V97H185ZM198 97H200V99ZM221 97H223V99ZM226 97H228V99L231 98V100L233 102L231 100H230L231 103L228 102V100H226ZM235 97H236V99L234 100ZM237 97H238V102L237 103L239 105L236 104ZM121 98H123L122 101H121ZM117 99L120 100V101H117ZM162 99L163 98L161 97V100ZM220 99L223 100V101L226 100L229 103L228 104L229 107L227 106V104H226L227 102H226L225 103L226 104L225 105L226 108H225L224 107V103L221 104L223 101L221 102ZM245 99H247V100H245ZM147 101H149V102L147 103ZM178 101L181 102L180 103L181 105L178 103ZM188 101H190V102H188ZM234 101H235V103H234ZM244 101H247L245 103L246 106L243 105ZM118 102H119V104H118ZM120 102H123V103H120ZM152 102H153V100L151 102H150V100H146V106H149V107L144 109V112H143V110H140V112H141L140 115H143V116H141V118L144 117L143 119H140V115L138 114L139 113L138 110L137 111L135 110L136 112H138L137 114H135V111H133L134 114L132 113L133 114L132 116L134 118L135 117L136 118L139 117L138 119H136V118L134 119L135 121H137L138 124L135 123V121H134L135 124H134L133 127L135 128V131L136 130L140 131L139 128L140 127L142 128L141 131H140L143 134L142 138L144 139L146 137L147 141L149 140L148 141L149 145H148V143H146L147 146L145 145L144 147L145 148L147 147L149 149V151H147V153H146V152H144V150H142L145 154H143L142 151H140L142 153H136L135 152L136 154H134V153L132 154L131 152H128V153L124 154L123 156H121L120 158H119V156L116 157V158L112 157L111 161L113 162L114 166L116 164H118V163H121L122 165L119 168L112 169L109 172V174L107 175V179H109L110 182L112 181V183H114V185H116L117 187H119V188L121 187L120 189L125 193V196L128 199H131V201L135 200V202L138 203V200L136 198L139 197V202H141V201H145V203L147 202L146 205H145V203L142 204V202H141L142 205L147 206V207H150L151 205L156 207L158 205L157 200L156 201L154 200L156 198L158 199V201L159 200L162 201V202L164 201V203H162V202L159 203V205L160 204L164 205L163 207H162V205H160L162 207V209H161L160 206L156 207V208L159 207L161 212L162 211H166V207L169 210L172 209L173 206L175 205V202H176V200H174L175 199L174 198V196H175L174 192H172V190L170 188V190H169L170 193H169L168 189H169L170 185H172V183H173L172 189L176 188L177 187L176 185L179 184L178 183L179 180L176 178L175 174L172 175L171 173L176 172V174H177L178 171L181 170V171H179V176H181L180 175V173H181L183 177H184V175L186 177L187 176L186 174H188L189 179H190L191 175H192V177H194V178L191 179V180H194V183L191 181L193 183V185L191 186V192H190V196H189L190 198L188 197L189 199H192V196L194 197L195 189H196V187L198 186L199 183H201V185L204 184L203 185L204 188H209L210 185H211V187L213 188L214 191L213 192L212 191H207L208 193L206 192V197H210L211 198V199L210 198H207V199L208 200L210 199L209 201L211 203L213 202L212 204H213V207H214L213 208L214 212H212V214L209 215L211 217L206 216L207 218L205 219V222H210L212 224H210L211 227L206 225V227L208 226L209 229L207 228L205 231L204 230L202 231V237H204L206 235V237H205L206 239L203 238L205 243L208 240V242H210V245L208 244V246H207L208 249L205 248L206 250L204 252H202L203 254L202 253H200V254L197 253V252H199L198 250H193L192 251V249H191L188 252V251H186L187 249L183 250V248L181 249L182 251L179 253V251L177 250L178 251L177 252L176 249L174 248V253H173L174 255L173 256L175 257V259L178 257L176 259L177 263L175 261V264H258V262H259V264H264V239H261V237L264 235V234H262V233H264V231H263L264 230V224H263L264 223V221H263L264 217L262 218V216H264L263 215L264 214V207L261 210H258V211H256L257 208H255V210H250L249 209L250 211H248L247 209H244V210L242 209L243 210L242 211V216H240V217H239V215L237 213H235L236 209H233V207L235 208L236 204L239 205V206L242 204V201H240V200H242V198H243V200H245L244 196L248 197L249 202L251 201L250 203L252 205V203L255 202V200L257 199L256 197L258 195H261L262 192H264V184H263L264 183V180H263L264 179V154H263L264 152L261 153V155L259 156V154H260L259 153V151H260L259 149H257L259 154L255 153L256 150L253 149V148H251V149L255 150L254 153L250 151L251 149L248 150L246 148L247 151L244 150L250 156H252V154H255L252 157H256V160L259 163V167H261L260 169L258 168V165H256L257 162H255L256 160L252 162L251 166L249 167V168H251V173L253 174V176H252V174H250V176H252V179H251V177H249L251 180H249V181L245 180V181L240 182V184H238V181H237V178H236L237 174H235V172L237 171V167H235V169H234L235 171H231L230 172V170H228L231 167L233 169V167L236 164V162H235L236 160H232L231 161L232 163L230 165L231 167L229 166V167H227L225 169L224 172L227 171L228 173L227 172L223 173V175L224 174H226V175H224V179H222L220 182L219 181H217V182L216 181H211L210 178L208 180V178L206 177L205 173L207 171L211 170L209 173H211V175H212L214 170L211 167H213V166L208 165V167H209L208 168L207 167V163L199 165V164H197L198 160L196 159L197 157L199 158L198 155L201 152L200 149L202 148V145H200V141L203 139L202 138L203 136L201 137L202 139L199 137L200 135L198 136L199 137L198 139L195 138V139H197L199 141V143H197V144H195L196 142H195L194 139H193L194 141L191 140V142H193L192 143L193 145H190L191 146L190 147L188 143H189V140L191 139L192 135L194 136V134H190L189 132L193 131V133H195L194 130H192L191 127H190L191 129L190 128L188 129L189 132H188V130L187 131L182 130V131H184V132L181 133V134H183V136H181V134L180 135L178 134V133H180L181 130L179 128H176V126L174 124H172V126H169L171 129L168 130L167 129L168 128V123H170V122L172 123V121L176 117L177 111H175L176 113L174 112V110H176V109L172 110L173 112L171 111V115L172 116L170 115V117L166 120L168 122V123L166 122V125H167L166 128L164 127L162 129L161 127L165 123L161 124L162 126L158 125V124H160V122H163L162 121L163 117L161 118V116H162L161 113L162 112L158 110L157 113H153L151 111V109H150L151 104H153ZM195 102H196V104H195ZM185 103L183 104L184 105L183 106V110H182L183 113L189 112V111L186 110L187 106H185ZM206 103H207V105H209V108H211V109L213 108L212 111L215 112V113L217 112L218 113L217 115L220 116L221 118L218 117L215 113L211 112V109H208V107H205L204 105H206ZM241 103H243V104H241ZM200 104L203 107L200 106ZM218 104H220V106H218ZM222 105H223V108H222ZM230 105H231V107H233L232 109H234V108L236 110L239 109V112L238 111L234 112L235 109L232 110L230 108ZM177 106H179V107H177ZM195 106H196V108H195ZM234 106H236L238 108H236ZM242 106L244 108H242ZM204 107L207 108V109L205 110ZM220 107H221V109H219ZM240 107L242 108V110L240 109ZM172 108H175V106H172ZM230 109H231V111H230ZM146 110H148V111L146 112ZM201 110H203L204 113L201 112ZM207 110H210V112L208 111L209 114L208 113L205 114V112H207ZM158 112H160V113H158ZM200 112H201V114H200ZM189 113H186L188 115H184L183 114L185 120H188V122L190 121L191 117H193V114L192 113L189 114ZM80 115H81V117H80ZM80 115L77 114V118L79 117L78 120H81V121L83 120L84 122L82 121V123H83V125L85 127L87 126V128H90V127L92 128L93 125H94L93 123H95L94 121H96V119L93 118L94 115L92 116L91 112H90V114L88 113L87 115L86 114H80ZM134 115H138V116H134ZM203 115H202V117H203ZM187 116L189 117V119H188ZM222 116H223V118H222ZM74 117H76V116L73 115V118ZM126 117H125L126 120H129L130 119L129 117H131V116L126 115ZM217 118H219V119L217 120ZM225 118L227 120H225ZM240 118H242V120ZM220 120H222V121H220ZM231 120L233 122L229 123V121L231 122ZM216 123H218V124H216ZM248 123H249V126H248ZM136 124L137 125L140 124V125L137 126ZM228 124L230 126L231 125L232 126L228 127ZM148 125H150V126H148ZM246 127H248V129ZM147 128L149 130H147ZM159 128L162 129V131H165L164 129H166V132L164 134H163V132H162V135L160 133L159 136L161 138L159 136L155 135V134H159V132H161V131H159L160 130ZM250 128L252 129V131H251ZM178 129H179V132H177ZM171 130L172 131L174 130V132H172ZM247 130H249L250 132L249 131L247 132ZM258 130H259V128H258ZM258 130L256 129V131H258ZM157 131H158V133H156ZM244 131L247 134H245ZM166 133L167 134L169 133L170 137ZM186 133H189V136H186L185 135ZM13 134H15V136L32 135V132L31 131L14 130ZM142 134L140 135V133H139L138 135L142 136ZM170 134H172V135H170ZM176 134H178L177 137L173 136V135H176ZM163 135H165V136L163 137ZM190 135H191V137H190ZM147 136L150 137L151 140L149 138H147ZM171 136H173L172 138L175 137L174 139H176V140L178 139V141L176 142L174 139L171 138ZM155 137L156 138L159 137V138H157L159 142H157V139ZM183 137H185V138H183ZM188 137H190V138L188 140H186ZM233 137H232V139H233ZM248 137H249V139H247ZM64 138L60 139V140L63 141ZM162 138L164 140H166V141H164ZM165 138H167V139L170 138V139L167 140ZM179 138H182L185 143L183 142L182 139L179 140ZM159 139H161V140H159ZM171 139L174 140V141H172ZM122 141L124 142L125 138L120 137L119 138V144L120 145H121ZM167 141H170V142H167ZM255 141H254V143L257 142V141L255 142ZM173 143L177 144L176 147L179 148V149H177ZM260 143H258V144L260 145ZM263 143L261 145H263ZM113 144H114V142L112 143V147H113ZM178 144H179V146H178ZM213 144H215V143H213ZM230 144L231 143L229 142L228 145H230ZM86 145L88 147L91 146V144H86ZM120 145L117 146L116 144H114L113 148L120 147V150H122ZM167 145L169 147H167ZM180 145H182V146H180ZM216 145H213L214 147L216 146L215 149L219 148V150H221V151L224 150V152H225V150L230 148L232 144L227 149H226V147H224L223 150H222L223 145H221V144L220 145L216 144ZM192 146H193V148H192ZM220 146H222V147H220ZM173 148L175 150L176 149L177 150L175 151ZM236 148L238 149L237 151L239 152L240 151L239 150L240 149L239 146H237ZM195 149L198 150V151H196ZM96 150L97 151L99 150V151L102 152L103 146L97 147ZM90 151H92V149ZM177 151H178V153H177ZM148 152H150V153H148ZM194 152H196L198 154H196ZM173 153L176 154V156H174V158H173V156H171V155H174ZM102 154H103V152H102ZM146 154H149V155L152 156L151 157L152 160L150 159V157L148 158L149 155L146 157V159L148 158L147 161H148L149 164L146 162V160H144ZM178 154H180V155H178ZM256 154H257V156H256ZM193 155L196 156V158L192 157ZM134 156H135V160H134ZM154 156H156V157H154ZM136 157H137V159H136ZM161 157H162V159H161ZM186 157H188L189 159L185 160ZM158 158H160L159 161H158ZM183 158H184V160H183ZM192 158H194L195 161ZM154 159H156V160H154ZM191 159H192V167L189 170L188 167H184V164L186 163V161H188V160L190 161ZM136 160H138V162ZM153 160H154L155 163L153 162ZM161 160L164 162L163 164H161V162H162ZM177 160H179V161H177ZM156 161L160 162L159 163L160 165L158 164V166H157L158 162H156ZM216 161H217L216 164L219 163V162H220L219 164L228 163L227 159H225V160L222 159V162L221 161L218 162V160H216ZM228 161H229V159H228ZM136 162H137V165H136ZM80 163L81 164H86L87 167L92 166L90 164L91 162H90V158L89 157H87L86 159L84 158L83 159V163H82V161H80ZM139 163H142L143 165L139 164ZM145 163H147V164H145ZM181 163L183 164V167L181 166ZM173 164L175 165L174 168H173ZM177 164H178V166L180 165L181 167L176 168ZM145 165H147V166H145ZM152 165L154 166L153 168H152ZM164 165L165 166L167 165L166 167L171 166L174 169V171L170 172V170H173V169L172 168L170 169L169 167H168L169 169H167ZM94 166H92L90 169H94ZM146 167L149 168V169L147 170ZM157 167H159V168L162 167V169L160 170ZM225 167H226V165L224 166V168ZM140 168L141 169L145 168V171L147 170L146 172H149V173L144 172V169H143V171L140 170ZM182 168H183V170H182ZM184 168L185 169L187 168L186 170H189L190 172L192 170L193 172H191V175H189L190 174L189 171L185 172ZM134 169H136V174H135V170ZM156 169H157V171L159 169V172H157ZM164 169H165V171H163L164 175H166V173H164V172H167V171L170 172V173L167 172V174L168 173L170 174V175L168 174L169 175L168 178L170 177V179H167V181L170 182V183L167 184V186L169 185L167 190H165L163 188L164 186H165V188H167L166 187V183H167L166 179H164V181H163V178H165V176L162 174L164 176V177H162L161 174H160V173H162V170H164ZM131 170H133V171H131ZM152 170L154 172L155 171L156 172L155 173L153 172V174H150V172L152 173ZM132 172H134L133 173L134 176L132 175ZM142 172H144V173H142ZM129 173L131 175V178L133 180H135L136 183L134 181H131V178H128ZM145 173L147 174L146 176H145ZM183 173H186V174L183 175ZM198 173L201 176H199ZM200 173H202V174H200ZM142 174H143V177L145 176V178L142 177ZM148 174L152 175V176L150 177ZM154 174L157 175L158 177H159L158 174H160L159 178H161V179H159V181L161 183L158 181V177H156ZM206 174H208V172ZM219 174L217 176H219ZM227 174L229 175V177H228ZM233 174L235 176L231 177V175H233ZM130 175H129V177H130ZM66 176H68V175H66ZM66 176H64L63 174H62V176H61V174H57L55 177H56V180H59V181H61V180L70 181V180H67V179L70 178V176H68V177H66ZM153 176L155 177V181H157V183L159 182L158 184L155 182V184H156V186L158 185L157 186L158 187V192L159 191L162 192V193H160V192L158 193V194H161V195L155 194L157 190H154V189H156L157 187L154 186L155 185L154 183H152V182H154V177ZM179 176H177V177H179ZM17 177L19 178V176H17ZM172 177L174 178L172 180H175V181L177 180L178 182L177 181L176 182L175 181H173V182L170 181ZM196 177L199 178V181L197 180L198 178H196ZM226 177H228V178H226ZM140 178L142 179V181L146 180L147 182L146 183L145 182L142 183V181H140L141 180ZM166 178H167V176H166ZM229 178H231V179H229ZM232 178H234V179H232ZM136 179H138V180L140 179L139 182ZM189 179L188 178L186 180L182 179L183 182L184 181L186 182L185 184L182 182L183 186H185V189H187L186 185L189 184V183H187V182H189ZM150 180H151V182H149ZM224 180L226 182L227 181L228 182L226 183ZM74 181H76V180L74 179V180H71L70 182H74ZM129 181H131V183ZM122 182L125 183V184L123 185ZM132 182L134 183V185L132 184ZM162 182L163 183L166 182V183L163 185ZM195 182H198V183H197L196 187H193V186H195ZM229 182H230V184H229ZM151 183H152L153 187H152ZM214 183L216 185H214ZM231 183H232V185H231ZM250 183H252V184H250ZM159 184H161V185H159ZM205 184L207 185L206 187H205ZM220 184L224 185L225 188H229L230 187L229 191H231V192H230L229 195L224 196V194L223 195L221 194V193H223V191L221 190L222 188H220V186H219ZM105 185H107V183ZM144 185H146V186H144ZM201 185H199V186H201ZM227 185L229 187H226ZM160 186H163V187L160 188ZM216 186H219V187H216ZM146 187H148V188H146ZM151 187H152L153 190L151 189ZM119 188H117V189H119ZM252 188H254V189H252ZM97 189L93 188V189L90 190V192L92 194L94 192H96L95 194L97 196L95 194H93L94 197H99V195H100L101 196L100 199L104 200V201L107 198V200L110 201V204H111V205L109 204L110 206H116L117 207L118 215L120 217H122V216H130V217H132L133 222L135 223L136 227L138 226V228L146 229L144 224H143L142 227L139 226V224L142 222L141 219H140L139 214L136 213V211H133V208H130L132 206L129 203H127L126 200L121 197V195L116 194V193H114V191L112 189L108 190V189H106L103 186L97 187ZM159 189H161V190H159ZM162 189H164V192H163ZM215 189H217V190H215ZM244 189H246V190H244ZM78 191L79 190H76V192H78ZM151 191H152V193H151ZM166 191H168V193ZM245 191H247V192H245ZM74 193H75V191H74ZM74 193H72V194H74ZM135 193L137 195H135ZM147 193H149L150 195L147 194ZM164 193L166 195L170 194V195H168V197L170 199L169 204H171V205L173 204L172 208H170L171 205H169L168 202H167L168 200H166L168 197L167 196H163ZM172 193H173V197L171 195ZM135 196H137V197L135 198ZM160 196H161V198H160ZM170 196H171V198H170ZM220 196H221V198H223L222 196H224L226 198H223L221 200ZM234 196H236V197H234ZM149 197H150V200H151L150 203H148L150 201ZM162 197H165L166 199L163 200ZM259 197H261V196H259ZM140 198H142V200H140ZM143 198H145L146 200H144ZM165 200H166V202H165ZM223 200H225L224 203H223ZM232 200H234V201H232ZM154 202H155V204H154ZM156 202H157V204H156ZM119 203H120V205H119ZM117 204H118L119 207L117 206ZM148 204H150V205H148ZM220 204H222L221 207H220ZM165 205H166V207H165ZM225 205H226V207H225ZM230 206H232V207H230ZM230 208H232L234 210V211L232 210V214H231ZM120 209H122V210H120ZM156 210H158V209H156ZM106 211H107V209H106ZM106 211H105V213H106ZM176 212L177 211H175V212L173 211V214L176 213ZM225 213H226V216H224ZM159 215H160V213H159ZM170 216H171L170 219H172L173 215L171 214ZM94 217L95 216L92 215V216L88 217V219H90V222L92 224L95 223L97 225V221L98 220H96ZM137 217H139V218L137 219ZM179 219H180V217H179ZM226 221L228 223H225ZM222 224H223V226H222ZM225 224H226V227H225ZM111 228L114 229V225H112ZM115 228H116V226H115ZM219 228H222V229L219 230ZM210 230L216 231V232H212L210 234V232H211ZM233 232L235 234H232ZM216 233H217V235H216ZM218 234H220V237L218 236ZM229 234H231V235H229ZM227 235H228V237H227ZM211 236L214 237L215 240H213V238H210ZM217 236H218V239H217ZM224 236L226 237V239L223 238ZM231 236H232V238H231ZM46 237H47V235H44L42 237V239L46 238ZM233 237H235V238H233ZM219 238L221 239V242H220ZM218 240H219L220 243L219 242L217 243ZM214 241H216V242H214ZM222 241H224V242H222ZM124 243H125L124 241L120 240V241H117V243L115 242V244H113L111 246L109 244H105V245L102 244V247L104 249L102 253H99L96 250L93 251L95 253L94 256H93L94 261L97 262V263H101V264H110V263H116V262L122 261L123 259L126 258L125 263H127V264H135V263H137V264H149V262L151 260H153V261L155 260V253L151 249L148 250L149 253L147 254V257L145 255H143V258L139 259L140 256H138V255L141 254L142 248L145 249L147 247L146 244H148V243H145L143 245L145 247H142V246L138 245V251L135 250V251H133V253L131 251L130 252L125 251L126 250V246H124ZM217 246H219V247H217ZM223 246H226V248L223 247ZM139 247H140V249H139ZM225 249H226V251H225ZM202 250H204V249H202ZM159 255H160L159 257L162 258L161 257L162 256L161 252H159ZM202 256L203 257L205 256L204 257L205 260L203 259ZM111 257H112V259L109 261V258H111ZM174 257H173V259H174ZM201 258H202V260H201ZM199 259H200V261H198ZM104 260H106V261H104ZM195 261H196V263H195ZM173 262H174V260H173ZM173 262H171V264H173Z\"/></svg>","mask_w":264,"mask_h":264}]
</instances>
